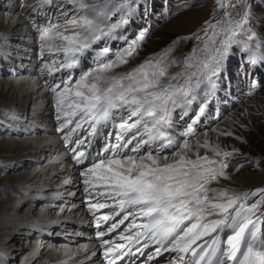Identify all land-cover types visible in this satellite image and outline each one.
<instances>
[{"label": "snow or ice", "instance_id": "obj_1", "mask_svg": "<svg viewBox=\"0 0 264 264\" xmlns=\"http://www.w3.org/2000/svg\"><path fill=\"white\" fill-rule=\"evenodd\" d=\"M64 3L65 0H59V4L55 0H36L29 7L33 11L45 6L60 7L65 20L62 25L48 28L34 22L33 27L39 33L41 57L45 50L50 55L63 54L58 61L44 63L41 76L48 78L45 86L54 102L58 124L55 131L61 134L73 163L84 168L79 173L84 192L91 195V189L98 197L113 201L112 210L123 215L120 224L133 218L124 231L133 226L138 230L131 236L122 232L120 238L136 245L143 240L136 247L141 255L142 248L154 244L156 256L162 250L176 254L170 264H264V232L260 218L253 219L264 204V187L242 190L221 184V180L232 179L227 172L229 158L238 150L226 151L217 144L209 155L207 138L203 143L190 142L196 135L197 121L206 114L207 102L199 105L195 119L189 117L190 122L184 124L182 131H178L180 125L176 122L189 115L199 91L211 95L216 90L222 65L234 48L246 55L249 64L264 65V39L255 27L257 21L264 27V0H240L239 4L229 5L233 11L226 12L224 20L216 24L206 21L201 29L205 42L200 55L194 48L184 58L183 70L174 74L169 69L179 62L169 60L167 54L146 59L126 72L114 71L127 64L147 30L128 42L118 35L128 21L112 23L109 17L117 13L133 15L138 0H66L75 9L72 19L63 10ZM107 39H123L128 47L123 53H116L115 59L107 46L95 51L96 67L81 70L74 84L56 79L57 73L79 68L81 58L93 45ZM195 39L200 37L195 35ZM258 86L257 80H250L251 88ZM117 114H121L122 122L116 143H107L103 155L93 157L88 150L91 142L76 135L77 131L87 123L89 135L95 138ZM201 148L205 149L204 155L200 154ZM168 152L171 156L165 154ZM242 167L238 165L237 171ZM99 188L105 191L100 192ZM258 194L260 199L249 205L247 201ZM108 207L107 203L88 202L94 215L95 210ZM136 217L144 222L136 225ZM110 219L108 215L96 216L98 226ZM117 227L113 223L108 231ZM226 230L230 234L224 240L221 234ZM97 237L108 264L121 260L123 244L113 247L104 239L103 231H98ZM147 259L151 261L153 255Z\"/></svg>", "mask_w": 264, "mask_h": 264}, {"label": "bare ground", "instance_id": "obj_2", "mask_svg": "<svg viewBox=\"0 0 264 264\" xmlns=\"http://www.w3.org/2000/svg\"><path fill=\"white\" fill-rule=\"evenodd\" d=\"M35 1L28 0L29 5H32ZM28 6L20 12L0 18V44L7 45V41L16 40L14 47L5 46L0 48V56L6 59V61L0 59V62L2 66L5 64L6 73L9 69L8 74L5 75L3 71L0 75V117L12 120L11 123H5L16 128L4 131V136L0 141V161L19 160L26 166L30 163V160H37V164L32 173L20 171L17 174L10 175L8 181L0 189V195L6 201L0 205V251L16 248L17 245L16 242H13V239L18 235L27 234L28 230L47 227L57 231L66 227V231L69 233H64V235H68L67 241L69 243L52 245L47 240L48 238H45L46 240L40 239L38 241L39 246L34 254L21 264H108V261L103 257V249L100 247V240L97 237L98 231L105 232L104 239L109 240L113 247L119 244L124 245V248L121 249L124 254L121 256V260L116 261V264H121V261L122 264H170L176 255L175 253L162 250L161 254L156 256L155 249L157 245L149 244L148 248H142L143 255H141L140 252L136 251V247H140L144 243L143 240H141L140 245L122 240L120 233L123 232L125 236H131L138 230L133 226L127 232L124 231L129 224L133 223V218L129 217L123 224H120L119 221L123 219V215L118 216L112 210L113 201L105 200L102 196L98 197L96 192H92L91 189H89L91 195L84 192L83 177L79 175L84 168L73 163L71 152L61 139V134L55 131L58 124L55 121L54 102L51 92L45 86V80L48 78L41 76L43 64L51 63L54 59L58 61L63 58V54L50 55L45 50L43 57H31L33 48H39L40 44L39 33L33 27V23L46 27L48 22L52 25H62L65 20L61 15V11H55L51 20L36 18L33 9L31 10ZM41 8L44 10L50 7ZM51 34L54 35V32ZM66 34H70V32ZM98 47L97 44H94L87 57L94 53ZM177 54L180 55V52H177ZM171 59H176L179 62L169 69L171 70L169 72L173 74V72L179 71L180 60L177 56ZM86 61L81 62V67L86 66ZM88 69L90 67L86 70ZM129 69L130 67L128 69L119 67L114 71L122 73ZM63 73L62 71L55 74L56 79H61ZM66 77L70 84L75 83L76 77L72 76L71 73ZM124 118L127 119L126 114H124ZM121 122L122 120L114 128L112 138L108 134L110 129H107V132L104 131V134L105 132L108 134L105 138L100 135L92 138L85 132L88 126L87 123L83 124V128L78 130L76 135L87 138L92 142L88 150L93 157L102 156L101 153L104 149L102 147L105 144L116 143V139L114 140L115 133L119 131L118 126ZM182 122L177 119V123L181 124ZM35 123L38 124V127L34 128ZM72 126L74 127V125ZM22 127L28 130V135L25 138H20L18 135L20 130H23ZM214 139L213 135H207L210 147L211 145L215 146ZM165 154L171 156V152ZM200 154L204 155L201 151ZM227 172L232 179L221 180V184L225 186L242 190H255L264 186V174L262 173H247L243 170L239 173H229L228 170ZM65 181H68V183H65ZM98 190L100 192L105 191L104 188ZM13 194L25 195L33 199V209L40 202V198L46 200V205L37 212L31 210L23 214L17 207L7 202V199L9 200L10 195ZM60 201L64 204L59 206ZM89 201L107 203L109 207L95 210L94 215L88 209ZM56 206L60 208L54 210ZM103 215H108L112 219L101 222L98 226L96 216ZM143 222L141 218H135L136 225ZM87 223H92V225L95 223L93 226L95 229L91 230ZM113 223L118 224V227L109 232L108 229ZM72 230H75L73 231L75 236L70 233ZM77 235H82V237ZM71 242L76 243L70 244ZM21 244L23 247L26 245L23 241L20 242ZM129 248H131V254H128ZM93 253H96V255L94 256ZM150 254L153 255V259L148 261L147 257ZM0 264H8L5 252H0Z\"/></svg>", "mask_w": 264, "mask_h": 264}, {"label": "rangeland", "instance_id": "obj_3", "mask_svg": "<svg viewBox=\"0 0 264 264\" xmlns=\"http://www.w3.org/2000/svg\"><path fill=\"white\" fill-rule=\"evenodd\" d=\"M55 2L59 4V0H55ZM239 2L240 0H138V3L134 5L136 12L133 15L128 16L125 14L122 16L117 13L109 17V21L112 23L120 21L121 19L128 21L118 32V35L126 37L128 42L136 39L142 30H147L145 39L138 44L135 53L128 59L127 64L121 65L120 67H124L125 69L130 67V69H132L146 59L155 60L167 54L169 60L174 56L179 57V71L183 70L184 58L189 56L194 48L197 49V55H200L199 49L203 47L205 42V34L201 31V29L206 26L205 22L208 21L211 24H216L217 21L224 20L225 13L233 11L229 5L239 4ZM35 3L36 1L33 2L32 5ZM28 5V0H0V18L20 12ZM221 5L224 7L221 8ZM62 8L64 11L68 12L69 19L75 18L73 15L75 9L67 4L66 0ZM30 9L32 10L33 8L30 7ZM55 11H61V8L55 6L44 10L40 8L38 11H33V13L36 18L51 20ZM257 16H259V11H257ZM49 24L52 25L50 22L47 23L48 26L46 27H43L41 24L39 25L43 28H48ZM255 27L256 30L260 32V38L264 39V27H261L259 21L256 22ZM195 35H198L200 39H195ZM208 35L211 37V30ZM15 41L16 40L13 39V41H7V45L0 44V48L5 46L12 48L15 45ZM104 41L105 40L96 42L99 47L96 48L95 51L107 46L111 50L110 55L113 59H115L116 53H123L128 47V44L125 43L123 39H107L106 42ZM169 49H172V51L169 52ZM39 51V48L34 47L31 57H41ZM177 52H180V55H178ZM94 56L95 52L88 56L89 58L87 55L82 57L81 62L87 60L86 66L81 67L80 65L76 70H64L62 78L66 79V76L71 73L72 76L79 79L78 76L81 74V69L86 70L88 67H96ZM0 59L6 61L3 56H0ZM4 66H2L0 62V75L3 71L5 75L9 72V69H7L8 71L6 73V67ZM192 70L195 71V69ZM169 71L171 72V70ZM174 73L176 72H173V74ZM245 73H247V75H245ZM252 79L259 82L258 87H250V80ZM217 85L216 90L211 95L203 91L198 92L197 100L194 102L191 112L185 117L183 122L181 121V124L178 123L180 125L178 131L183 130V126L186 122H190L189 117L195 119V113L198 112L199 105L207 102L208 108L206 114L201 116L197 121L195 125L196 135L190 139V141H192L191 143H195L196 140H200L201 143H203L208 134L213 135L215 137L213 140L215 142L213 143L215 145L218 144L221 149L231 151L235 148L238 150L236 155L229 158L230 166L227 169L229 173H239L243 170L247 173L257 172L264 174V65L258 63L256 66H253L249 64L246 55H243L234 48L233 52L230 53L229 57L222 65ZM117 115L108 123V126L102 129L100 136L105 138L110 134V138H112L115 131L114 128L117 126L118 122L121 121V115ZM5 122L11 123L12 120L0 117V141L4 136V131L16 129L9 124L7 125ZM33 127H38V124L35 123ZM24 128L25 127H22L23 130H20L18 133L20 138H25L28 135V130ZM107 129H110L108 134L106 133ZM104 131H106L105 134ZM85 132L87 134L90 133V128L88 126ZM224 133H231V135H225ZM115 139L116 136L114 140ZM102 142L104 143L105 141L103 140ZM105 145L102 148H104ZM211 147L208 149L209 155H212ZM98 149L97 151H99ZM200 151L205 154V149L201 148ZM36 164L37 160H30V163L26 166L19 160L7 162L0 161V189L8 181L10 175L17 174L20 171L32 173L34 172L33 169ZM238 165H243V167L239 168L237 171ZM10 196L7 202L17 207L23 214L31 210L37 212L46 205V200L40 198V202L35 209H33L32 205L34 204V200L28 196L14 194ZM259 199L260 197L258 194L255 197H251L247 203L251 205L256 203ZM5 202L3 196L0 195V205ZM62 204H64L62 201L58 203L59 206ZM57 206L54 210L60 208ZM257 217L260 218L261 231L264 232V204L259 206L253 219ZM87 225L90 226L91 230L95 229L93 227L95 223L94 225H92V223H87ZM66 230V227L60 228L57 231L47 227L28 230L27 234H23V236L18 235L13 239V242H16V248H11L9 250L5 249L0 252L6 253L8 264H21L27 260L29 256L34 254L39 246L38 241L40 239L46 240L45 238H48L47 240H49L52 245L67 243L68 235H64V233L69 232ZM73 231L75 230H72L70 233L75 236V232ZM223 234L224 240H226L230 232L226 230ZM77 236L82 237V235ZM21 241L26 243L25 247H23L22 244L20 245ZM75 243L76 242H71L70 244Z\"/></svg>", "mask_w": 264, "mask_h": 264}]
</instances>
